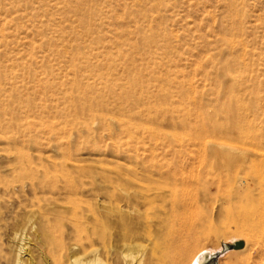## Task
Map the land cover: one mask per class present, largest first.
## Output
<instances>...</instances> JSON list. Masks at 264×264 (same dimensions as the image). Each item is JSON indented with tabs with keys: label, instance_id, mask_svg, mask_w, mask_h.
<instances>
[{
	"label": "rangeland",
	"instance_id": "374dc122",
	"mask_svg": "<svg viewBox=\"0 0 264 264\" xmlns=\"http://www.w3.org/2000/svg\"><path fill=\"white\" fill-rule=\"evenodd\" d=\"M219 144L264 149V0H0L1 260L25 234L41 259L42 213L74 201L145 264L143 190L173 183L202 225L203 264H264L246 248L264 185L251 152ZM144 162L160 174L129 180Z\"/></svg>",
	"mask_w": 264,
	"mask_h": 264
},
{
	"label": "bare ground",
	"instance_id": "6f19581e",
	"mask_svg": "<svg viewBox=\"0 0 264 264\" xmlns=\"http://www.w3.org/2000/svg\"><path fill=\"white\" fill-rule=\"evenodd\" d=\"M220 147H223L225 150L232 152H234L235 149H238L225 144H219V148ZM239 150L243 154L245 151H248L247 149H243L242 147L238 149V152H240ZM250 152L252 157L246 156V154H244V157L242 158L244 159L247 157L248 163L257 167L255 179L257 185L259 187H263L264 149H261L258 146L254 145V147H251L249 149L248 153ZM248 153L247 155H249ZM156 165L157 164L144 162L139 164L127 165L126 167H124V169L129 171V176L127 177L129 178V180H132L134 178H137L136 176L138 175V173L142 171V174H145L147 176H157V174H160V172ZM138 167L139 170H137ZM164 188L166 189L158 186L153 192L151 189L143 190L142 197L144 198V205L150 207L151 210L153 209L152 213L147 217V212L145 211L146 220L144 222H147L146 226L149 227L147 231V236L149 239L148 252L145 264H203L207 256L204 252H200L198 250L199 238L200 236H202L201 234L203 231L201 223L194 220V217L192 219L191 215L189 216V214L191 213L188 214V210L191 205L190 203H187V201H185L182 196L177 194L175 185L173 183H166V187ZM118 189L119 184L115 181L114 190ZM164 190L165 192H167V194L163 193ZM261 190H264V188ZM262 197L263 196H261L259 199H262ZM68 198L69 197H67V199ZM111 198L113 202L117 200L114 196V191ZM260 202L264 203V197ZM67 203L71 204L72 207H68V209L58 208V210H55L51 214H49L48 212H43L41 215L43 220V225L41 227V239L36 247L37 253H39V255L42 257L41 259H39L32 252L27 251V242L30 241H24L27 239V237L26 239H24L26 234L24 236L23 233L22 235L24 237H20L18 234V236L21 238V242L15 250V259L11 260L7 256H4L3 260L0 259V263L104 264L103 259L101 258L103 255L110 258L115 263H132L133 259L131 262L127 261L128 259L126 260V257L128 256L127 258H129L130 256V253H127V251L129 250L126 251V249L118 244H112L111 246L107 245L108 235L101 229L103 225H101L100 221H98L99 219L87 221L78 214L77 205L74 201H68ZM136 204L137 203H135V205ZM135 205L133 206L136 208L137 206ZM112 210H114L116 218L111 219V237L113 235H121L122 237H124V234L122 232L125 227H128V222L126 221V218L122 212V206H120L118 203H113ZM139 211L140 210H138V212ZM260 213L261 216L259 218V224L261 225V228L257 232L253 229V234H250L247 238L246 248L247 250H249V257L251 258L264 256V208H262V211ZM52 215L54 216L51 217ZM140 218L141 217H139V219ZM131 228L132 226L130 227V229ZM231 244H233L234 249L238 248L239 246H243L242 241H236ZM4 247V244L0 243V250L4 249ZM253 253H255L254 256ZM141 260L138 261L139 264Z\"/></svg>",
	"mask_w": 264,
	"mask_h": 264
},
{
	"label": "water",
	"instance_id": "95a60500",
	"mask_svg": "<svg viewBox=\"0 0 264 264\" xmlns=\"http://www.w3.org/2000/svg\"><path fill=\"white\" fill-rule=\"evenodd\" d=\"M231 247H233V244L226 246V248H231Z\"/></svg>",
	"mask_w": 264,
	"mask_h": 264
}]
</instances>
